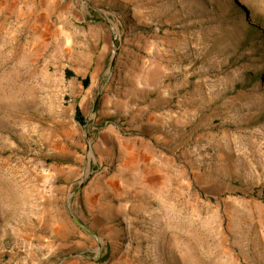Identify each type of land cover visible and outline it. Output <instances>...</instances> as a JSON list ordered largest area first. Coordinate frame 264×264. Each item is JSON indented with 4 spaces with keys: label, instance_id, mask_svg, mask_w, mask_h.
Instances as JSON below:
<instances>
[{
    "label": "rangeland",
    "instance_id": "rangeland-1",
    "mask_svg": "<svg viewBox=\"0 0 264 264\" xmlns=\"http://www.w3.org/2000/svg\"><path fill=\"white\" fill-rule=\"evenodd\" d=\"M0 264H264V0H0Z\"/></svg>",
    "mask_w": 264,
    "mask_h": 264
},
{
    "label": "trees",
    "instance_id": "trees-1",
    "mask_svg": "<svg viewBox=\"0 0 264 264\" xmlns=\"http://www.w3.org/2000/svg\"><path fill=\"white\" fill-rule=\"evenodd\" d=\"M83 85L86 86L88 83V78L83 79ZM74 119L79 123L83 124L84 123V117L81 113V110L78 106L75 107V114H74Z\"/></svg>",
    "mask_w": 264,
    "mask_h": 264
},
{
    "label": "water",
    "instance_id": "water-1",
    "mask_svg": "<svg viewBox=\"0 0 264 264\" xmlns=\"http://www.w3.org/2000/svg\"><path fill=\"white\" fill-rule=\"evenodd\" d=\"M95 104H96V101H95V103H94V106H95Z\"/></svg>",
    "mask_w": 264,
    "mask_h": 264
}]
</instances>
